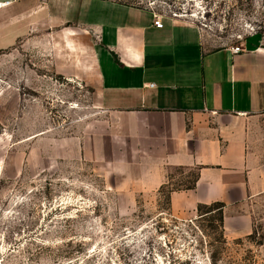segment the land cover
<instances>
[{
    "label": "rangeland",
    "instance_id": "obj_1",
    "mask_svg": "<svg viewBox=\"0 0 264 264\" xmlns=\"http://www.w3.org/2000/svg\"><path fill=\"white\" fill-rule=\"evenodd\" d=\"M114 1L196 25L208 50L264 47V0ZM77 46L47 21L0 49V264H264V196L180 216L168 193L195 171L142 191L88 161L95 88L73 71L88 61Z\"/></svg>",
    "mask_w": 264,
    "mask_h": 264
},
{
    "label": "crops",
    "instance_id": "obj_2",
    "mask_svg": "<svg viewBox=\"0 0 264 264\" xmlns=\"http://www.w3.org/2000/svg\"><path fill=\"white\" fill-rule=\"evenodd\" d=\"M47 21L89 51L86 69L73 70L95 88L88 161L142 191L170 185L173 170L195 171L193 189L168 195L180 216L264 196V47L208 50L196 25L164 17L156 29L148 7L114 0H17L0 8V49Z\"/></svg>",
    "mask_w": 264,
    "mask_h": 264
},
{
    "label": "built area",
    "instance_id": "obj_3",
    "mask_svg": "<svg viewBox=\"0 0 264 264\" xmlns=\"http://www.w3.org/2000/svg\"><path fill=\"white\" fill-rule=\"evenodd\" d=\"M16 1L17 0H9V1L3 3V4H0V8L8 7V6H10L11 4H13ZM148 8L153 13V26L156 29H163L164 28V24H163L164 17L153 10V5L152 4H149ZM231 51H232L233 54H238V53L242 52L243 50H241L239 48H233Z\"/></svg>",
    "mask_w": 264,
    "mask_h": 264
},
{
    "label": "trees",
    "instance_id": "obj_4",
    "mask_svg": "<svg viewBox=\"0 0 264 264\" xmlns=\"http://www.w3.org/2000/svg\"><path fill=\"white\" fill-rule=\"evenodd\" d=\"M195 182H196V177H195V179H194L193 182L189 183L188 185H185L186 189H189V190L193 189L194 186H195ZM164 188H165V187H164ZM164 188H162V190H163ZM170 192H171V191H170ZM170 192H169V193H170ZM169 193H168V195H169ZM199 210H200V209H199ZM260 245H263V244L261 243Z\"/></svg>",
    "mask_w": 264,
    "mask_h": 264
}]
</instances>
